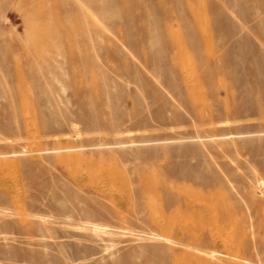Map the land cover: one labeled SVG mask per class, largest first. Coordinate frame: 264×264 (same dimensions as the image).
Returning <instances> with one entry per match:
<instances>
[{
	"label": "rangeland",
	"instance_id": "1",
	"mask_svg": "<svg viewBox=\"0 0 264 264\" xmlns=\"http://www.w3.org/2000/svg\"><path fill=\"white\" fill-rule=\"evenodd\" d=\"M0 264H264V0H0Z\"/></svg>",
	"mask_w": 264,
	"mask_h": 264
},
{
	"label": "bare ground",
	"instance_id": "2",
	"mask_svg": "<svg viewBox=\"0 0 264 264\" xmlns=\"http://www.w3.org/2000/svg\"><path fill=\"white\" fill-rule=\"evenodd\" d=\"M178 221H179V220H178ZM154 223H155V222H154ZM156 223H157V222H156ZM162 223H163V222H162ZM164 223H165V222H164ZM172 223H175V222L172 221ZM177 223H178V222H177ZM182 223H183V222H182ZM184 223H185V222H184ZM166 224H167V223H166ZM169 224H170V222H169ZM173 225H174V224H173ZM173 225H172V226H173ZM157 226H158V224H157ZM175 226H176V225H175ZM179 226H180V225H179ZM160 228H161V230L163 231V228H162V227H160ZM169 229H170V228H168V230H169ZM174 229H175V228H174ZM180 229H181V228H180ZM182 229L184 230L185 228L182 227ZM170 230H171V229H170ZM178 230H179V229H178ZM183 230H182V231H183ZM185 230H186V229H185ZM189 244H190V242H189ZM215 247H216V246H215ZM180 252H181V251H180Z\"/></svg>",
	"mask_w": 264,
	"mask_h": 264
}]
</instances>
